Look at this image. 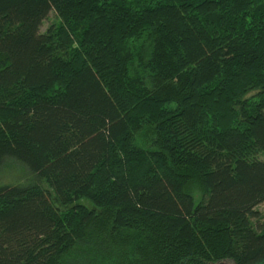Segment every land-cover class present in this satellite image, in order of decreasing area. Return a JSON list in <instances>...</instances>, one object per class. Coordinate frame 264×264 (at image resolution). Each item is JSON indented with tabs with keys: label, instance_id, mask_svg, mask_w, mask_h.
<instances>
[{
	"label": "trees",
	"instance_id": "16d2710c",
	"mask_svg": "<svg viewBox=\"0 0 264 264\" xmlns=\"http://www.w3.org/2000/svg\"><path fill=\"white\" fill-rule=\"evenodd\" d=\"M7 159L0 264H264V0H0Z\"/></svg>",
	"mask_w": 264,
	"mask_h": 264
},
{
	"label": "rangeland",
	"instance_id": "374dc122",
	"mask_svg": "<svg viewBox=\"0 0 264 264\" xmlns=\"http://www.w3.org/2000/svg\"><path fill=\"white\" fill-rule=\"evenodd\" d=\"M59 21L57 15L54 11H50L47 17L43 20L39 31L44 33L47 28L52 24H57ZM13 181V182H12ZM15 181L23 183L39 182L40 186L44 189H49L48 185L44 181H38L34 175L20 162L14 159H7L5 163L0 165V185L17 184ZM86 205V201L82 200ZM256 217L252 218L251 221L253 225L259 227V225L264 221V201L259 203L255 208Z\"/></svg>",
	"mask_w": 264,
	"mask_h": 264
}]
</instances>
